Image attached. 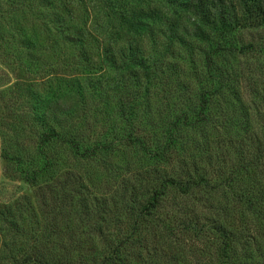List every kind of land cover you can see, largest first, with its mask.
<instances>
[{"label": "rangeland", "instance_id": "1", "mask_svg": "<svg viewBox=\"0 0 264 264\" xmlns=\"http://www.w3.org/2000/svg\"><path fill=\"white\" fill-rule=\"evenodd\" d=\"M97 1L89 0L95 9L94 21L114 24V20L103 19L104 4ZM14 2L0 0V264H40L37 259L24 263V258L31 254L34 257L30 259L44 257L48 264H101L103 257L113 255L117 240L126 235L130 237L126 246L132 256L130 264H215L212 253L217 243L210 230L206 241L192 240L191 231H186L180 234L185 243L168 245L163 234H159L157 220L139 219L137 215L138 205L145 203L149 191L159 181L157 178L152 182L147 174L157 164L148 151L154 149L158 132L154 134L156 137L152 133L136 134L145 143L141 147L145 149H140L139 141L127 144L124 124L116 117L113 119L118 95L111 94L102 108L95 91L90 90L91 86L99 85L98 81L104 83V72L100 74L102 77L92 79L74 74L75 85L67 86L65 78L71 76L78 62L75 48L68 42V32L64 31L63 36L44 12H31L27 14H33L27 25L31 41L25 43L20 37L22 14L8 12ZM190 16L181 18L179 26L188 34L185 44L195 46L191 38L195 23ZM154 32L162 35L160 29ZM241 36L239 44L252 42L251 51L218 58L226 76L232 73L234 83L229 86L238 91L240 101H235L232 89L218 94L220 97L210 104L212 112L206 115V122L177 136V153L171 157L168 168L162 167L163 170L157 164L159 176L165 170L183 174L195 165L211 174L212 184L221 183L231 177L229 170L238 158L240 146L252 149L249 143L257 141L264 148V26L244 31ZM162 42L164 39L160 37L158 43ZM176 44L171 42L166 50L168 66L164 79L156 84L159 92L150 91L152 101L146 102L145 106H149L142 110L143 122L150 124L147 126L160 113L168 115L172 106L178 108L197 100L193 78L201 73L202 59L196 54L193 63L188 64L183 60L182 43ZM142 45L146 54L156 49L147 39H142ZM78 85L82 90H78ZM42 103H50L47 116L66 125H62L64 139L75 136L84 140V145L100 143L104 149L96 155L81 157L67 141L43 146L45 157L54 165L44 171L35 185L24 180L21 168L30 161L36 166L33 158L37 154L42 160L38 145L45 125L32 113ZM243 108L246 110L242 111ZM160 126V120L152 125ZM4 152L10 159L3 158ZM216 152L222 156L221 162L215 161ZM253 179H260L264 190V178L257 173L243 176L240 185L250 191ZM226 186L194 191L188 196H179L171 190L155 216L167 217L170 225L175 226L176 219H185L194 210L199 227L208 229V219L228 229L250 227L252 242H257L253 247L260 246L256 264H264V221H255L256 215L241 210L231 196L227 198ZM223 207L225 211L220 209ZM133 227H139L136 234L140 238L136 242ZM189 246L193 249L186 250Z\"/></svg>", "mask_w": 264, "mask_h": 264}, {"label": "trees", "instance_id": "2", "mask_svg": "<svg viewBox=\"0 0 264 264\" xmlns=\"http://www.w3.org/2000/svg\"><path fill=\"white\" fill-rule=\"evenodd\" d=\"M133 1H97V4L104 6L103 19L114 20V24L94 21L95 9L92 8L89 0H16L8 12L22 14L23 32L20 37L25 43L31 41V33L27 31L29 20H33V14L38 12H44L50 17V23L56 30H60L63 36L64 31H67L68 42L74 46L76 60H78L71 76L65 78L66 82L68 81L67 86L75 85L72 78L74 74L92 79V77L101 76L100 74L104 72L106 77L101 76L105 78L104 83L98 81L99 85L91 86L90 90L95 91L102 108L108 104L111 94L118 95L113 119L116 117L120 119V123L124 124L127 144L131 145L139 141L140 149H145L141 148L145 146V143L140 141L136 134L152 133L156 137L157 135L154 134L158 132L159 138L155 140L156 145L148 152L151 154V160L160 165L159 167L156 164V167L168 168L171 157L177 153V136L186 129H197L206 122V115L212 112L210 104L220 97L218 94L222 95L225 89H232L235 93V101H240L238 91L229 86L234 81L232 73L226 76L218 58L226 54L233 57L234 54H244L246 50L253 49L252 42L239 44L242 39L240 37L244 31L264 26V0H137L136 3L135 0ZM31 12L32 15H27ZM188 14L192 15L188 18L195 23L191 36L195 46L185 44L189 37L185 29L179 26L180 20ZM156 29L161 30L160 37L164 39V43H158L160 37L155 34ZM142 39H147L156 49L146 54ZM178 41L182 43L185 50L184 61L192 64L196 54L202 59L201 73L193 78L196 84L197 100L178 108L172 106L168 115H165V112L160 113L158 119L156 117L151 126H147L150 124L143 122L142 110L149 106H145L146 102L152 101L150 91L159 92L156 84L158 85L164 79L165 66H168V62H165L166 50L170 49L168 45L171 42L177 45ZM196 47L198 52L195 51ZM6 54L9 59V54ZM11 60L13 62V58ZM18 63L17 65L20 66L21 62ZM77 88L82 90L81 85ZM51 94L54 96L57 93ZM49 104L42 103L32 112L40 124L45 125L40 131L38 145L42 160L36 157L37 154L33 158L34 163L37 161L36 166L30 161L28 165L23 164L21 168L24 180L35 185L40 176L54 165L47 156L45 157L46 153L42 151L43 146L49 147L53 141L60 140L64 143L67 141L70 148L77 151L81 157L96 155L104 149L100 143L92 146L87 143L84 145V140L80 141L75 136L64 139L65 133L62 132L63 126L66 125L46 115ZM244 110L246 109L243 108L242 111ZM157 120H160L162 126L152 127ZM66 122H68L67 119ZM249 145L252 149L241 146L237 149L236 157L238 158L229 170L231 177L224 179L221 183L212 184L211 174L195 165L183 174H171L170 171L165 170L161 176L157 174V168L152 167L147 172L149 179L154 181L158 178L159 181L149 191L145 203L138 205L139 219L157 220L156 227L159 234H163L164 243L168 245L177 243L176 245L179 246L178 243H185L184 239L180 238V234L186 231H191L192 240L197 242L206 241L212 234L213 240L217 243L214 244L215 249L212 253L216 258L215 264H256L260 246L253 247L257 242H252L254 237L249 233L250 227L228 229L222 223L212 219L207 220L208 229L204 226L199 227L194 210L187 213L185 219H176L175 222L178 221V224L175 226L170 225L169 218L155 216L156 211L158 212L162 206L164 197L171 190H175L179 196H188L194 191H212L227 185L224 192L227 198L232 197L235 205L242 206L239 207L241 210L247 209L250 214L256 215L255 221L261 219L264 221V190L260 179H253V188L250 191L243 189L240 185L243 176L249 175L250 172L260 174L264 178V148L261 142L257 141H252ZM2 156L4 159H10L6 152ZM221 157L220 153L216 152L215 161L221 162L223 160ZM241 157L245 159L241 160ZM209 159L214 158L209 157ZM17 162L19 165L22 164L20 161ZM220 209L226 210L225 207ZM242 214L245 215V212ZM138 228H132V234L136 235L135 242L140 238L139 234H136ZM208 230L211 231L210 234ZM129 238L126 235L118 239L113 255L103 257L101 264H130L132 256L126 250V246L130 243ZM189 249L190 246L186 250ZM176 250L180 252L179 249ZM31 256L24 258V263L37 259L40 264H48L44 257L30 259ZM146 264L151 263L146 262Z\"/></svg>", "mask_w": 264, "mask_h": 264}]
</instances>
